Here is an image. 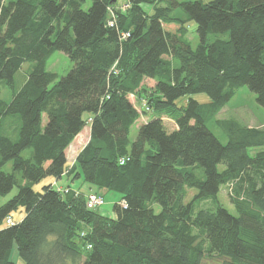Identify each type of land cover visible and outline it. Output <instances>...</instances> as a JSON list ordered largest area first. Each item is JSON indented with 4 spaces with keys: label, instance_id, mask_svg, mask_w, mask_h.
Instances as JSON below:
<instances>
[{
    "label": "trees",
    "instance_id": "obj_1",
    "mask_svg": "<svg viewBox=\"0 0 264 264\" xmlns=\"http://www.w3.org/2000/svg\"><path fill=\"white\" fill-rule=\"evenodd\" d=\"M55 51L73 61L63 76ZM243 86L264 107V0H0V195L18 189L0 206V264L14 246L24 264H264V149L249 153L264 126L217 118ZM193 93L210 101L178 105ZM65 175L120 193L115 215L88 206L93 190L33 188Z\"/></svg>",
    "mask_w": 264,
    "mask_h": 264
},
{
    "label": "rangeland",
    "instance_id": "obj_2",
    "mask_svg": "<svg viewBox=\"0 0 264 264\" xmlns=\"http://www.w3.org/2000/svg\"><path fill=\"white\" fill-rule=\"evenodd\" d=\"M122 2V0H120ZM179 2L183 0H177ZM207 1V0H205ZM164 5H167L164 3ZM181 6H175L173 8L172 14L176 15H182ZM166 29H176V24H166ZM188 27V33L187 38L191 42L193 47H196L199 43V36L196 32L197 23L194 20H191L187 22ZM73 61L70 59V57L62 52V51H55L51 57L49 58L47 62V69L50 71L57 72L59 76H63L72 68ZM31 68V63L26 62L23 64L22 68L17 72L15 76V81L17 87H20L26 76L28 71ZM146 83L148 85H153L155 83L154 80L147 79ZM0 96L6 100H9L11 98V89L9 87H2L0 90ZM190 98H194L198 100L199 102L205 103L210 101V97L206 93H193V94H187L185 96H182L177 100L178 105H184L188 102ZM131 99L135 102V98L131 96ZM139 107V104H137ZM90 114H85L86 117H88ZM151 116H149L150 118ZM217 118H235L239 121L248 124L250 126H264V107H262L257 99H256V93L251 91L247 86H243L240 89L237 90V93L233 96V98L223 107V109L219 112L217 115ZM167 124H171L173 126V121L166 118ZM46 121V115H44V122ZM139 121L133 125L131 128L130 133V139L134 140L137 136L138 127H139ZM89 126L87 125L86 128ZM213 132L217 135V137L223 142L226 143L227 139L223 136L221 131L217 127H211ZM75 146L72 144L68 151L67 156L70 162L74 161V158L77 155V152L75 150ZM264 149L263 147H255V148H249V153L251 155L255 154L258 150ZM223 165H220V168H222ZM53 183L55 187H59L60 189L66 188L67 186H70L72 189H81L86 194L89 193L90 190H93V192H99L103 195L104 203L98 207L99 211L105 215L108 216H114V209L113 205L115 202H118L121 199V194L115 191L106 190V189H98L96 186L91 185L90 183H87L83 180V178H75L71 179V177L63 176L61 179L54 180L51 177H46L39 183L34 184L33 188L37 191H41L43 186L48 183ZM17 187H15L10 193L6 195H0V206L5 203L8 199H10L14 194L17 192ZM196 192L195 189L191 190V195L186 198L185 201H188L192 194ZM221 200L225 204V206L233 213H235L234 206L231 202H229L227 190L224 189L221 194ZM154 209L156 212H159L161 210V207L159 204L155 203ZM25 210L24 208H19L18 210H15L11 213V217L15 222H19L24 217ZM7 219H4L2 224H0V227L8 226ZM12 258L16 261V264H24L23 260L19 257L16 247H13L12 252ZM204 264H220V261L216 258H210L205 257L203 260Z\"/></svg>",
    "mask_w": 264,
    "mask_h": 264
},
{
    "label": "crops",
    "instance_id": "obj_3",
    "mask_svg": "<svg viewBox=\"0 0 264 264\" xmlns=\"http://www.w3.org/2000/svg\"><path fill=\"white\" fill-rule=\"evenodd\" d=\"M89 137H90V126L88 128L85 127L83 131L75 137L71 145L73 144L76 147L75 150L77 153L88 142Z\"/></svg>",
    "mask_w": 264,
    "mask_h": 264
},
{
    "label": "built area",
    "instance_id": "obj_4",
    "mask_svg": "<svg viewBox=\"0 0 264 264\" xmlns=\"http://www.w3.org/2000/svg\"><path fill=\"white\" fill-rule=\"evenodd\" d=\"M104 203V199L101 196H97V195H90L89 196V202H88V206L90 207H95V206H100ZM8 223H12V219L8 218L7 219Z\"/></svg>",
    "mask_w": 264,
    "mask_h": 264
}]
</instances>
